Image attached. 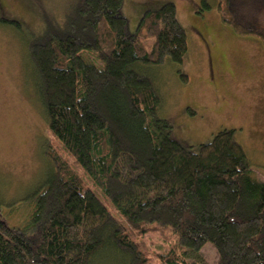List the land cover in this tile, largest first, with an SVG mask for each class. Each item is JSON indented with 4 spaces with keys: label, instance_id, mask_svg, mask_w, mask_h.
Wrapping results in <instances>:
<instances>
[{
    "label": "trees",
    "instance_id": "trees-1",
    "mask_svg": "<svg viewBox=\"0 0 264 264\" xmlns=\"http://www.w3.org/2000/svg\"><path fill=\"white\" fill-rule=\"evenodd\" d=\"M123 3L70 2L60 22L45 15L28 44L47 127L62 152L45 149L51 175L29 222L14 231L0 222V264H91L107 248L125 264H153L126 232L143 235L144 225L177 235L175 249L156 255L159 264H201L206 244L214 264H264V181L234 130L180 144L143 71L166 60L183 64L187 34L176 6L144 11L131 34ZM217 8L225 25L264 42V32L234 15L231 0H217Z\"/></svg>",
    "mask_w": 264,
    "mask_h": 264
},
{
    "label": "rangeland",
    "instance_id": "rangeland-1",
    "mask_svg": "<svg viewBox=\"0 0 264 264\" xmlns=\"http://www.w3.org/2000/svg\"><path fill=\"white\" fill-rule=\"evenodd\" d=\"M73 1L0 0V222L11 231L29 222L35 195L51 175L45 149L62 152L47 127L28 44L43 30L45 15L60 22ZM166 2L176 6L188 51L182 65L166 60L143 70L161 98L159 116L172 124L171 137L184 146L205 143L221 130H234L251 170L264 181L263 40L225 25L217 0H205L208 8L202 0H124L128 32H135L144 11ZM231 6L240 21L264 32V0H231ZM12 20L20 26L8 23ZM152 41L145 44L149 47ZM181 74L187 76L186 82ZM104 203L113 212L111 204ZM143 228L149 229L143 235L127 227L126 232L153 264H159L156 255L175 249L177 235L169 228ZM199 254L201 264L215 263L216 251L210 244ZM91 264L125 262L107 248Z\"/></svg>",
    "mask_w": 264,
    "mask_h": 264
}]
</instances>
